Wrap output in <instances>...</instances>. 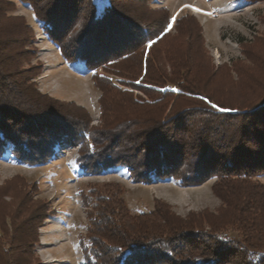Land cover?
I'll use <instances>...</instances> for the list:
<instances>
[{
	"label": "trees",
	"instance_id": "1",
	"mask_svg": "<svg viewBox=\"0 0 264 264\" xmlns=\"http://www.w3.org/2000/svg\"><path fill=\"white\" fill-rule=\"evenodd\" d=\"M21 1L67 63L94 72L101 117L112 120L95 130L77 119L78 108L37 93L27 76L32 69L21 65L30 54L27 28L18 35L0 31V152L10 147L17 159L35 166L49 161L55 145H74L86 175L120 167L135 183L172 179L198 186L214 178L212 192L222 203L208 217L175 218L158 202L151 213L129 215L119 192L91 186L80 196L88 208L79 242L83 264H264V186L255 180L264 176V92L247 107L220 96L217 90H229L216 73H228L213 70L201 46H193L198 34L185 25L193 19H177L173 35L166 31L167 9L152 10L149 0L131 10L125 0H107L101 10L93 0ZM7 7L0 0V18ZM193 55L201 59V74L193 70ZM36 211L14 232L29 235L28 223L40 207ZM235 230L241 240L229 238ZM14 240L0 251L4 264H31L32 239Z\"/></svg>",
	"mask_w": 264,
	"mask_h": 264
},
{
	"label": "rangeland",
	"instance_id": "2",
	"mask_svg": "<svg viewBox=\"0 0 264 264\" xmlns=\"http://www.w3.org/2000/svg\"><path fill=\"white\" fill-rule=\"evenodd\" d=\"M5 1L8 7L0 18V31L7 36L18 35L27 28L25 49L28 48L30 54L21 65L32 69L27 76L37 93L49 97L51 102L78 108V111L74 110L77 119L87 122L95 130L110 124L112 118L101 117L99 99L102 94L91 79L94 72L87 70L83 63L69 64L62 58L29 5L21 0ZM125 1V8L130 10L141 4L139 0ZM93 2L98 10L107 5V0ZM147 5L152 10L167 9L170 20L166 31L173 35L176 34L174 25L177 19H193L185 24L195 28L198 34L199 44L193 43V46H201L205 60L213 70L223 68L228 73H216L219 85L229 90L227 93L217 90L220 96L228 97L235 107H247L252 98L264 92V0H149ZM149 44H146L145 53ZM192 58L196 66L194 72L197 70L201 74V59L194 55ZM163 66L169 73L170 63L164 62ZM107 77L113 82L117 79ZM116 86L126 90L119 84ZM132 92L134 96L142 97V93ZM245 101L248 102L243 103ZM53 152L49 161L35 166L17 159L10 147L0 152V215L5 221L4 226L0 225V251L8 249L7 244L13 237V245H19L21 237H28L29 241L32 239L29 248L31 264H83L79 242L86 233L88 208L81 203L80 196L91 186L111 194L119 192L129 215L151 213L156 202L160 203L161 209L182 220L189 215H217L222 206L212 192L214 178L198 186H183L180 181L172 179L135 183L128 170L120 167L100 175L84 174L75 161L77 147L74 145H55ZM255 180L264 186V176ZM37 206L40 207L39 216L28 223L29 235L22 234L21 225L25 219L30 220L36 215ZM43 213L48 214L46 219H41ZM207 219L202 228L208 233ZM16 225L22 229L18 233L14 232L18 229ZM232 232L229 238L242 239L238 230ZM24 257L18 259L22 261ZM4 263L5 258L0 254V264Z\"/></svg>",
	"mask_w": 264,
	"mask_h": 264
},
{
	"label": "bare ground",
	"instance_id": "3",
	"mask_svg": "<svg viewBox=\"0 0 264 264\" xmlns=\"http://www.w3.org/2000/svg\"><path fill=\"white\" fill-rule=\"evenodd\" d=\"M213 17H215V16H213Z\"/></svg>",
	"mask_w": 264,
	"mask_h": 264
},
{
	"label": "snow or ice",
	"instance_id": "4",
	"mask_svg": "<svg viewBox=\"0 0 264 264\" xmlns=\"http://www.w3.org/2000/svg\"><path fill=\"white\" fill-rule=\"evenodd\" d=\"M215 107V106H214Z\"/></svg>",
	"mask_w": 264,
	"mask_h": 264
}]
</instances>
